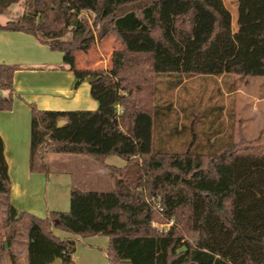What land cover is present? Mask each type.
I'll return each instance as SVG.
<instances>
[{
    "label": "trees",
    "instance_id": "16d2710c",
    "mask_svg": "<svg viewBox=\"0 0 264 264\" xmlns=\"http://www.w3.org/2000/svg\"><path fill=\"white\" fill-rule=\"evenodd\" d=\"M19 2L0 0V14ZM28 5L35 14L0 24V30L31 34L61 52L75 87L87 77L96 79L90 93L98 103L96 110L68 111L31 105L30 171L48 175V154L84 155L103 166L114 155L126 165L106 166L116 176L111 191L72 188L69 211L38 217L9 201L0 136L5 206L0 256L8 253L16 264L13 246L25 237L26 264H76L78 238L105 236L108 264H264V151L230 145L207 154L194 139L182 151L169 150L164 137L156 142V131L165 133L173 110L154 83L164 74L264 78V30L230 31L209 0H28ZM85 14L93 15V24ZM110 35L121 45L112 53L111 68H78L77 53ZM18 69L0 63V111L13 106ZM176 133L186 131L173 129L167 138ZM148 198L158 199L161 213ZM156 220L173 223L157 231ZM54 230L69 236L60 238Z\"/></svg>",
    "mask_w": 264,
    "mask_h": 264
},
{
    "label": "rangeland",
    "instance_id": "374dc122",
    "mask_svg": "<svg viewBox=\"0 0 264 264\" xmlns=\"http://www.w3.org/2000/svg\"><path fill=\"white\" fill-rule=\"evenodd\" d=\"M209 1L222 12L230 31L238 30L239 25H241L239 28L244 30L254 27L264 30V19L254 21L255 0H251L253 2L249 8L250 16L246 20L243 19L242 12L244 0ZM30 11L35 12V9L29 7L28 0H20L19 3L12 4L3 14H0V23L16 20ZM83 16L87 17L90 25L93 24L92 14ZM101 30L99 26L96 30L97 38ZM69 37L68 34L66 38ZM119 49L121 45L112 35L104 40L98 39L89 50L91 51L89 59L82 58V62L93 66L90 70H109L112 66V53ZM238 78L237 76H170L167 74L156 77L154 83L158 94L163 100H171L173 110L165 124V133L156 131L158 132L156 142L164 137L165 142L167 140V148L172 151L185 150L189 142L194 139L196 145L202 146L200 151L207 154H219L230 145H234L240 151L263 152L264 87L262 85L264 78ZM183 128L186 133L182 135L176 133L174 137L167 138L170 133H173V129L183 131ZM46 161L52 170L70 171L75 183L83 186L85 190L107 192L114 188L115 174L109 172L100 175L96 170L97 162L91 157L48 154ZM148 201L155 204L157 214L161 213L157 198H148ZM4 208L5 206L0 202L1 236L4 234L2 227ZM172 223V221L167 223L156 220L152 226L157 231H166ZM93 237L78 238L73 255L76 264H108L105 256V251L109 247L108 237L98 236L102 239H99L100 241L96 244L89 241ZM104 239L107 243H104ZM25 251L26 238L23 237L13 246L16 264H26ZM0 264H11L8 253L0 256Z\"/></svg>",
    "mask_w": 264,
    "mask_h": 264
},
{
    "label": "crops",
    "instance_id": "0c3cea01",
    "mask_svg": "<svg viewBox=\"0 0 264 264\" xmlns=\"http://www.w3.org/2000/svg\"><path fill=\"white\" fill-rule=\"evenodd\" d=\"M244 2L243 19L246 20L250 16L249 8L253 1ZM254 2L257 13V16L253 15L254 21L264 19V0ZM90 53H77L78 68L93 67L82 62V58L89 59ZM0 63L19 66L13 76V106L10 110L0 111V136L11 185L9 201L18 210L38 217L46 216L50 211L67 212L70 209L72 188L85 189L75 183L68 170L50 168L48 175L30 171L31 105L39 110H96L98 103L91 97V84L85 79L75 87L76 78L72 71L64 67L63 54L52 51L35 36L20 31L0 30ZM96 165L97 172L105 175L112 172L106 166L122 168L126 161L112 155L105 159V166L98 162ZM54 232L60 238L69 236L60 230ZM99 239L102 238L94 236L89 241L96 244ZM104 243H107L106 239Z\"/></svg>",
    "mask_w": 264,
    "mask_h": 264
},
{
    "label": "water",
    "instance_id": "95a60500",
    "mask_svg": "<svg viewBox=\"0 0 264 264\" xmlns=\"http://www.w3.org/2000/svg\"><path fill=\"white\" fill-rule=\"evenodd\" d=\"M32 14H35V12L33 11ZM86 80H87V82L90 83V84H91L92 82L96 81V79L93 78V77H87ZM63 123H64L63 121L60 122V124H63ZM51 264H59V260H55V262H53V263H51Z\"/></svg>",
    "mask_w": 264,
    "mask_h": 264
}]
</instances>
